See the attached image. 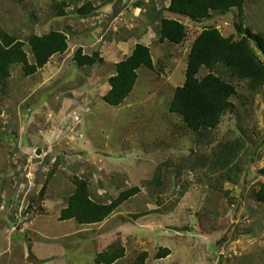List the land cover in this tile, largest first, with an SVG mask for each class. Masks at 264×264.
<instances>
[{
  "label": "rangeland",
  "instance_id": "obj_1",
  "mask_svg": "<svg viewBox=\"0 0 264 264\" xmlns=\"http://www.w3.org/2000/svg\"><path fill=\"white\" fill-rule=\"evenodd\" d=\"M56 1L62 0H0V27L22 40L52 29L69 33L65 53L30 76L15 64L0 85V264H97L98 253L115 242L126 255L114 264H131L144 250L146 264H264V202L255 197L264 184V86L256 91L234 81L235 111L202 135L169 111L195 37L210 26L239 36L240 20L264 32V0H248L243 14L234 9L201 21L164 10V0H143L147 13L136 16L137 0L122 18L114 17L120 0L104 12L98 9L109 0H66L62 17L53 12ZM87 2L96 11L79 14ZM154 6L188 30L181 44L164 41L169 47L160 55L159 22L148 25ZM121 28L136 40L151 31L157 73L139 70L131 95L114 106L103 95L124 57L119 50L129 34ZM79 47L99 52L103 62L80 67L74 59ZM226 143L242 145L233 160L235 184L211 166ZM158 173L159 182L147 184ZM75 175L88 179L100 202L135 185L141 192L103 222L59 220ZM221 182L222 191L212 187ZM160 247L172 253L157 259Z\"/></svg>",
  "mask_w": 264,
  "mask_h": 264
},
{
  "label": "trees",
  "instance_id": "obj_2",
  "mask_svg": "<svg viewBox=\"0 0 264 264\" xmlns=\"http://www.w3.org/2000/svg\"><path fill=\"white\" fill-rule=\"evenodd\" d=\"M247 1L170 0L166 10L193 21H201L214 14H227L234 9L243 14ZM135 5L141 7L144 2L137 1ZM69 6L66 0L56 1L52 9L56 16L62 17L67 14L66 8ZM95 11L91 2L78 8L81 15H90ZM235 27L239 36L224 35L216 26H210L195 37L187 55L185 82L174 90L169 111L181 116L187 127L199 135L218 128L223 117L228 112L235 111L236 105L232 99L238 95V87L234 81L247 82L250 88L256 91L264 86V60L258 53L259 51L264 56V32H255L242 20L236 23ZM158 29L161 42L167 41L178 45L188 36L187 26L176 18L160 16ZM27 47L33 61L30 60ZM68 48L69 33L66 30L52 29L44 34L34 33L30 34L27 40H22L0 27V85H5L10 78L13 65L22 64L25 74L30 76L48 64L54 55L63 54ZM74 59L80 67L103 62L99 52L86 54L82 47L75 51ZM156 67L151 48L144 43H136L132 53L115 64V73L108 78L110 89L103 95V100L110 105H122L134 90L139 70L146 68L152 73H157ZM203 69H207L208 72L201 76ZM241 147V143L222 144L211 160V166L217 174L225 170L224 175L221 174L225 182L234 184L236 182L239 167L233 160ZM235 169L236 171L232 172ZM159 178L158 173L147 184H157ZM73 184L74 191L69 195L66 206L61 209L59 220L74 219L79 224L103 222L124 202L141 192V187L135 185L120 191L115 198L106 203L92 198L87 178L75 175ZM221 185L222 182L212 187L222 191ZM255 197L258 201L264 202V184ZM171 253L169 247H160L156 258H166ZM125 255V246L115 242L98 253L96 263L114 264ZM148 256V251L144 250L131 264H146Z\"/></svg>",
  "mask_w": 264,
  "mask_h": 264
},
{
  "label": "crops",
  "instance_id": "obj_3",
  "mask_svg": "<svg viewBox=\"0 0 264 264\" xmlns=\"http://www.w3.org/2000/svg\"><path fill=\"white\" fill-rule=\"evenodd\" d=\"M135 1H137V0H120V6H119V8H117V9H114V12H117V11H120L119 12V14L117 15V16H115L114 15V17L115 18H118V17H121L122 18V16L124 15V11H126L128 8H130V5L133 3V2H135ZM141 1V0H140ZM165 2H167V4L165 5L164 4V10H166L168 7H169V5H170V0H164ZM142 2H144L143 0H142ZM145 4V3H144ZM103 6H105L104 8H102V9H98V12H104L105 10H109V8H113L114 6H115V3H107V4H104ZM102 6V7H103ZM123 8V9H122ZM144 8V5L143 6H141V7H139V6H136L135 4H134V8H132V9H135L134 10V12H137V10H139V13L136 15V16H140L141 14H142V12H143V14H144V12L145 13H147V9L145 10V9H143ZM122 9V10H121ZM158 11H162V9H160V8H158V7H156L155 6V9L153 10L152 9V13H148V16H150V17H152L151 18V23H149L148 25H149V29L151 28L150 26H151V24H153V22H154V25L156 24H158V22H159V17L160 16H162V13H159ZM155 12V13H154ZM164 17H167V16H164ZM168 18V17H167ZM171 18V17H170ZM147 25V26H148ZM149 29L147 30L146 29V34H144V36H141L140 37V40H136L135 38H133V34H129V33H131V32H129L128 31V29L127 28H121V30L123 31V32H125V34H129L128 36H127V38H125L124 40H123V42L121 43L122 44V46H124L122 49H123V51L122 50H119V53L120 54H124V57L122 58V59H124L126 56H128V55H130L131 53H132V50H133V48H134V46L136 45V43H138V42H141V43H144V44H146V45H148L150 48H151V51H152V55H153V47H152V43H153V38H151V31H149ZM156 35V34H155ZM133 38V39H132ZM155 41V40H154ZM118 45H120V44H118ZM121 46V45H120ZM165 47H169V45H166V42H161V45H160V47L159 46H157V47H155L156 49H158V52H159V54L158 55H160V54H162L163 53V51H164V48ZM124 49H127V51H125ZM157 52V51H156ZM56 55H58V54H56ZM56 55H54L51 59H50V61L48 62V64L53 60V58L56 56ZM121 59V60H122ZM154 59V58H153ZM118 62V61H117ZM154 62H155V64H156V60H154ZM47 65V64H46ZM45 65V66H46ZM162 67H164V66H162ZM168 76H170V74L168 75ZM110 88V87H109Z\"/></svg>",
  "mask_w": 264,
  "mask_h": 264
},
{
  "label": "water",
  "instance_id": "obj_4",
  "mask_svg": "<svg viewBox=\"0 0 264 264\" xmlns=\"http://www.w3.org/2000/svg\"><path fill=\"white\" fill-rule=\"evenodd\" d=\"M40 151V150H39ZM38 153H40V152H38Z\"/></svg>",
  "mask_w": 264,
  "mask_h": 264
},
{
  "label": "clouds",
  "instance_id": "obj_5",
  "mask_svg": "<svg viewBox=\"0 0 264 264\" xmlns=\"http://www.w3.org/2000/svg\"><path fill=\"white\" fill-rule=\"evenodd\" d=\"M110 89V88H109Z\"/></svg>",
  "mask_w": 264,
  "mask_h": 264
}]
</instances>
